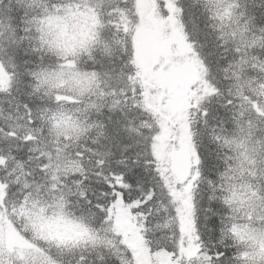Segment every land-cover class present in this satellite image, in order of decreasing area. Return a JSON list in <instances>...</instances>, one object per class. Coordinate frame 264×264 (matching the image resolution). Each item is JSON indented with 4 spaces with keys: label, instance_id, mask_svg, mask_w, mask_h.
Instances as JSON below:
<instances>
[{
    "label": "snow or ice",
    "instance_id": "snow-or-ice-1",
    "mask_svg": "<svg viewBox=\"0 0 264 264\" xmlns=\"http://www.w3.org/2000/svg\"><path fill=\"white\" fill-rule=\"evenodd\" d=\"M0 264H264V0H0Z\"/></svg>",
    "mask_w": 264,
    "mask_h": 264
}]
</instances>
